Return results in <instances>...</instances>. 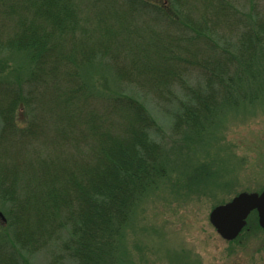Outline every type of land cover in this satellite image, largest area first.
I'll return each instance as SVG.
<instances>
[{
  "label": "rangeland",
  "instance_id": "rangeland-1",
  "mask_svg": "<svg viewBox=\"0 0 264 264\" xmlns=\"http://www.w3.org/2000/svg\"><path fill=\"white\" fill-rule=\"evenodd\" d=\"M33 1L0 0V87H8V81L10 87L20 83L26 90L31 85L29 79L37 66L32 53L11 45L18 44L15 37L21 23L36 15ZM146 1L173 6L180 16L172 20L148 13L151 7L140 3L146 8L143 12L128 13L130 0H66L74 25L69 35L61 34L66 40L61 48L65 55L78 56L85 46L96 54L92 64L78 70L87 92L96 96L84 101L79 112L83 115L93 107L102 110V103H95L99 95L138 101L154 120L150 139L162 146L163 164L169 169L170 177L158 182L135 210L134 222L125 233V264H264V230L257 214H251L249 225L233 242L222 239L209 221L215 206L264 188V57L252 66L254 74L261 71L258 80L241 83L245 106L227 103L216 93L218 109L203 134L178 128V117L193 100V91L201 97L208 93L204 67L210 53L233 54L241 43H248L251 30L264 26V0ZM186 23L193 32L180 31ZM58 69L55 77H41L44 85L34 89L39 100L48 101L56 90L64 94L68 67L59 65ZM120 69L125 71L121 76ZM233 96L232 100H241L236 99L240 95ZM37 109L29 100L27 110L17 111V124L24 128L32 116H42ZM3 127L0 115V133ZM54 138L48 132L47 139L29 144L21 153L5 157L4 153L0 164L36 166V157H53L49 150ZM82 149L80 155L90 154ZM10 179L5 180V189L13 183ZM189 180L195 182L191 193L186 185ZM8 205L0 197V264H75L61 249L66 234L34 251L30 250L33 245L22 249V241H15L11 233L5 236ZM14 253L22 256L20 262L16 256L12 260Z\"/></svg>",
  "mask_w": 264,
  "mask_h": 264
},
{
  "label": "trees",
  "instance_id": "trees-1",
  "mask_svg": "<svg viewBox=\"0 0 264 264\" xmlns=\"http://www.w3.org/2000/svg\"><path fill=\"white\" fill-rule=\"evenodd\" d=\"M36 1H33L37 4L36 15L28 23H21L15 37L18 44L11 45L12 49L31 51L37 65L29 79L31 85L26 90L20 83L17 88L10 87L8 81V87H0V115L4 119L0 160L4 153V157L10 152L15 155L29 144L47 139L48 132L55 136L51 140L53 148L49 150L53 157L45 158L48 154L36 157L37 165L30 168L15 162L0 164V197L9 203L6 211L9 232L5 236L11 233L15 241H22L20 245L25 247L22 249L33 245L30 250L34 251L61 240L66 234L61 249L69 261L125 264L128 259L125 233L134 222L139 202L158 182L170 177L169 169L163 164L162 146L150 139L154 120L138 101L115 95L97 97L95 103H102V110L93 107L83 115L79 112L84 101L96 96L87 92L78 70L92 64L96 54L90 53L91 49H85L86 46L78 56L62 53L66 40L61 34L69 35L74 25L67 2ZM139 3L151 7L148 13L172 20L180 16L173 6L169 8L146 0ZM139 3L130 0L128 13L143 12L146 8ZM258 26L263 28L251 30L249 42L241 43L235 53H210L204 67L208 93L201 97L193 91V100L178 117V128L186 127L195 134H203L218 109L216 93L223 95L227 103L232 101L234 105L243 103L244 106L248 103L243 102L246 97L241 83L258 80L261 71L254 74L252 66L259 57H264V26ZM187 30L193 32L186 23L180 31ZM194 34L200 37L199 33ZM59 65L68 67L64 72L68 82L64 94L56 90L48 101L39 100L34 89L44 85L41 77L57 76ZM123 73L125 71L120 69L119 75ZM233 95H240L236 99L241 100H232ZM29 100L38 106L42 116H32L22 128L17 124L16 113L27 110ZM46 120L48 123L44 125ZM128 135L133 136L128 138ZM81 145L90 154L80 155ZM24 174H28L27 179ZM4 177L13 180L6 189L3 184L7 178ZM194 184L193 180L186 184L190 193ZM15 256L20 262L22 256L14 253L13 261Z\"/></svg>",
  "mask_w": 264,
  "mask_h": 264
},
{
  "label": "water",
  "instance_id": "water-1",
  "mask_svg": "<svg viewBox=\"0 0 264 264\" xmlns=\"http://www.w3.org/2000/svg\"><path fill=\"white\" fill-rule=\"evenodd\" d=\"M254 211L258 213V223L264 229V190L261 193H240L230 202L215 207L209 220L224 240L233 241L240 235Z\"/></svg>",
  "mask_w": 264,
  "mask_h": 264
},
{
  "label": "bare ground",
  "instance_id": "bare-ground-1",
  "mask_svg": "<svg viewBox=\"0 0 264 264\" xmlns=\"http://www.w3.org/2000/svg\"><path fill=\"white\" fill-rule=\"evenodd\" d=\"M210 215V214H209Z\"/></svg>",
  "mask_w": 264,
  "mask_h": 264
}]
</instances>
